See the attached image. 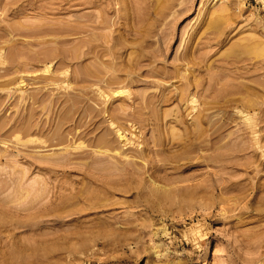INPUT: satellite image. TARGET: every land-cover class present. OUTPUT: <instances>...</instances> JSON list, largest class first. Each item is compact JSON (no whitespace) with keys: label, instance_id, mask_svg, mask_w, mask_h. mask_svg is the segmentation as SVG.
<instances>
[{"label":"rangeland","instance_id":"374dc122","mask_svg":"<svg viewBox=\"0 0 264 264\" xmlns=\"http://www.w3.org/2000/svg\"><path fill=\"white\" fill-rule=\"evenodd\" d=\"M263 86L264 0H0V264H264Z\"/></svg>","mask_w":264,"mask_h":264},{"label":"bare ground","instance_id":"6f19581e","mask_svg":"<svg viewBox=\"0 0 264 264\" xmlns=\"http://www.w3.org/2000/svg\"><path fill=\"white\" fill-rule=\"evenodd\" d=\"M89 3V2H88ZM13 11V10H12ZM40 14V13H39ZM97 15V14H96ZM111 22V21H110ZM24 25V24H23ZM14 30V29H13ZM62 30V29H61ZM49 31V30H48ZM20 32V31H19ZM22 32V31H21ZM26 32V31H25ZM35 32V31H34ZM39 32H41V31H39ZM33 33V32H32ZM196 33V32H195ZM64 40H65V38H64ZM63 40V41H64ZM66 41V40H65ZM68 41V40H67ZM60 42H61V40H60ZM260 50H262V49H260ZM87 51V50H86ZM198 51V50H197ZM86 53V52H85ZM192 53V52H191ZM254 54V53H253ZM64 55V54H63ZM187 56H188V54H187ZM260 56V55H259ZM258 56V57H259ZM236 57V56H235ZM256 57V56H255ZM19 61V60H18ZM14 62V61H13ZM20 64V63H19ZM177 69V68H176ZM226 69V68H225ZM225 71V70H224ZM219 72V71H218ZM220 73H222V72H220ZM219 76H222V75H220L219 74ZM236 78V77H235ZM254 82L257 84V86L256 85H253V86H255L256 88L258 87V85H259V83H258V81H256V80H254ZM261 84V83H260ZM189 85V84H188ZM231 85V84H230ZM215 86V85H214ZM214 86H212V87H214ZM226 86H228L227 84H226ZM261 86H262V84H261ZM229 87V86H228ZM264 87V86H263ZM185 88V87H184ZM183 88V90L185 91V89ZM189 88V87H188ZM207 88H209V86L207 87ZM187 89V88H186ZM245 89V88H244ZM210 91H211V89H209ZM239 91H242V90H239ZM203 92V91H202ZM237 92V91H236ZM208 93V92H207ZM181 95H183L182 93H181ZM208 95V94H207ZM214 96V95H213ZM187 98V97H186ZM243 99V98H242ZM183 100V99H182ZM208 100V99H207ZM229 100H233L234 102L236 101H241L240 99H235V98H232V99H229ZM250 100V99H249ZM186 100L184 99V102H185ZM203 101V100H202ZM244 101V100H243ZM248 101V100H247ZM243 102L244 103V105H242V107L241 108H243V109H250V110H255L256 112H258V113H262L263 115H264V106L262 105V104H264V103H262V104H260V102H258L259 104H260V106L258 107L256 104L254 105L252 102V100H250L249 102ZM152 102V101H151ZM221 102L223 103V101L221 100ZM235 102V103H236ZM251 102V103H250ZM203 103V102H202ZM242 103V102H241ZM255 103V102H254ZM187 105V104H186ZM237 105H238V108L241 106L240 104H238L237 103ZM240 105V106H239ZM213 106V105H212ZM257 106V107H256ZM204 107V106H203ZM203 110V109H202ZM200 113V112H199ZM208 115V114H207ZM212 115V114H211ZM263 115H261V116H263ZM164 116H166V115H164ZM260 116V118H262ZM31 118V117H30ZM160 119V118H159ZM138 120H139V118H138ZM210 120H212L211 118H210ZM249 120V119H248ZM179 121V120H178ZM258 121V120H257ZM150 122V121H149ZM248 122V121H247ZM223 123H226V120H223ZM192 124V123H191ZM194 125H195V127H197V128H193L194 129V133L197 135V139H200V137L203 135V131L199 128V125L197 124V123H193ZM192 124V126L194 127V125ZM147 125V124H146ZM145 125V126H146ZM156 124H154V126H155ZM138 126V125H137ZM153 126V125H152ZM257 126V125H256ZM223 127V126H222ZM259 127V126H258ZM149 128H152V127H150L149 126ZM159 128V127H158ZM157 128V129H158ZM255 128V127H254ZM257 128V127H256ZM204 129V128H203ZM196 130V131H195ZM151 131V130H150ZM31 132V131H30ZM222 132H223V129L221 128V126H218L217 127V129H215V130H213V133H212V136L214 135H216V137H218V136H220L221 134H222ZM170 133V132H169ZM123 134V133H122ZM15 136H17V138L19 139V136H18V134L17 135H15ZM171 136V135H170ZM16 138V139H17ZM21 139V138H20ZM174 139V138H173ZM255 139V138H254ZM5 140V139H4ZM33 140H34V138H33ZM32 140V141H33ZM175 140V139H174ZM256 140H258V139H255V141ZM15 141H17V140H15ZM22 141V140H21ZM31 140L29 139V142H30ZM36 141H37V139H36ZM25 142V141H24ZM27 142H28V140H27ZM105 142V141H104ZM175 142H172L171 144H174ZM16 144H17V142H16ZM22 144V143H21ZM81 144V143H80ZM183 144V143H182ZM202 145V144H201ZM23 146V145H22ZM134 146V145H133ZM77 147H78V145H77ZM144 147V146H143ZM221 148V147H220ZM76 149V148H75ZM137 150V149H136ZM142 151V150H141ZM144 154V153H143ZM155 154V153H154ZM145 155V154H144ZM105 157V156H104ZM123 157V156H122ZM146 157H147V155H146ZM181 158H182V156H181ZM217 158V157H216ZM216 158H214V159H216ZM177 159H179V157L177 158ZM183 159V158H182ZM219 159H216V161H218ZM159 161H161V160H159ZM163 161V160H162ZM136 163V162H135ZM146 165V164H145ZM125 166V165H124ZM143 166V165H142ZM94 167V166H93ZM95 167H97V166H95ZM165 167V166H164ZM99 168V167H98ZM101 169V168H100ZM106 169V168H105ZM105 169H102V170H105ZM221 169V168H220ZM254 169V168H253ZM222 170V169H221ZM100 171V170H99ZM214 176V175H213ZM216 176V175H215ZM215 176H214V178H215ZM9 177V176H8ZM220 179V178H219ZM10 180V179H9ZM221 182V181H220ZM15 184V183H14ZM210 186V185H209ZM33 187V186H32ZM223 188V187H222ZM110 189V188H109ZM219 189V188H218ZM18 192V191H17ZM14 193V192H13ZM170 193V192H169ZM2 202V201H1ZM5 203V202H4ZM11 203V202H10ZM46 206V205H45ZM18 207V206H17ZM17 207H16V209H17ZM206 209V208H205ZM22 224H24V223H22ZM37 230V229H36Z\"/></svg>","mask_w":264,"mask_h":264}]
</instances>
